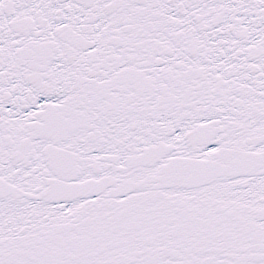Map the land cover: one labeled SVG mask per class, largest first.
<instances>
[{"label": "snow or ice", "instance_id": "1", "mask_svg": "<svg viewBox=\"0 0 264 264\" xmlns=\"http://www.w3.org/2000/svg\"><path fill=\"white\" fill-rule=\"evenodd\" d=\"M0 264H264V0H0Z\"/></svg>", "mask_w": 264, "mask_h": 264}]
</instances>
